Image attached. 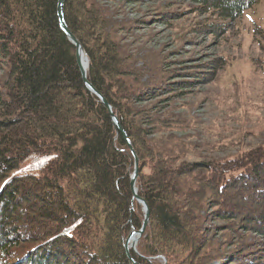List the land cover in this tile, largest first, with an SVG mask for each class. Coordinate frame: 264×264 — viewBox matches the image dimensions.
<instances>
[{
    "label": "trees",
    "instance_id": "trees-1",
    "mask_svg": "<svg viewBox=\"0 0 264 264\" xmlns=\"http://www.w3.org/2000/svg\"><path fill=\"white\" fill-rule=\"evenodd\" d=\"M58 1L0 0V264H134L125 243L144 220L131 188L134 155L108 106L82 79ZM189 1L207 16L195 31L222 37L260 0ZM64 16L88 57L89 81L139 158L138 194L150 221L134 259L264 264V147L174 166L135 105L155 95L144 93V71L123 53L105 9L98 0H64ZM31 159L38 173L13 174ZM212 217L235 235L224 242L229 252L203 225ZM250 234L261 239L249 241Z\"/></svg>",
    "mask_w": 264,
    "mask_h": 264
},
{
    "label": "rangeland",
    "instance_id": "rangeland-1",
    "mask_svg": "<svg viewBox=\"0 0 264 264\" xmlns=\"http://www.w3.org/2000/svg\"><path fill=\"white\" fill-rule=\"evenodd\" d=\"M98 2L123 53L144 71L142 82L149 85L143 91L155 97L135 105L145 110L152 142L173 156L174 166L224 160L264 147V0L222 37L195 31L207 16L189 0ZM220 60L222 66L214 69ZM4 75L1 67L0 83ZM38 161L27 160L13 174L38 173ZM203 225L214 243L232 250L224 244L235 236L228 237L227 221L212 217ZM256 237L261 239L256 234L248 239ZM137 245L131 249L138 250Z\"/></svg>",
    "mask_w": 264,
    "mask_h": 264
},
{
    "label": "water",
    "instance_id": "water-1",
    "mask_svg": "<svg viewBox=\"0 0 264 264\" xmlns=\"http://www.w3.org/2000/svg\"><path fill=\"white\" fill-rule=\"evenodd\" d=\"M58 16H59V21H60V26L61 29L64 31V33L67 35L69 41L74 45L75 47V53H76V58H77V62L78 65L80 67L81 70V74H82V79L85 83V85L87 86L88 90L92 93H94L95 95H97L101 101L106 104L110 110L111 113V117L113 119L114 122V126L117 132L121 133L123 135V137L125 138V140L127 141L128 146L130 147V150L132 152V154L134 155V161H135V167H134V172L131 176V188H132V192H133V198L134 200H136L139 204H141L142 208H143V212H144V220H143V224L140 230H132L128 236V238L126 239V243H125V247H126V252L128 254V257L130 258V260L134 263V264H139L133 257L131 250L135 251L137 253V250L131 249V247L129 246V241L131 239V237L135 234H137L139 236V238L145 233L146 228L149 224L150 221V207L147 203V201L142 198L139 194H138V188H137V180H138V176H139V158L130 142V139L128 138V135L125 131V129L122 127V125L120 124L118 117L114 114V112L112 111V107L109 104V102L106 100V98L92 85V83L89 81L88 79V74H87V70L84 69V67L82 66V62H81V57L83 54L86 55L84 47L82 45V43L78 40V38L72 33V31L70 30V28L68 27L66 21H65V16H64V0H59L58 1ZM87 56V55H86ZM88 60V57H87ZM88 67H89V61H88Z\"/></svg>",
    "mask_w": 264,
    "mask_h": 264
},
{
    "label": "bare ground",
    "instance_id": "bare-ground-1",
    "mask_svg": "<svg viewBox=\"0 0 264 264\" xmlns=\"http://www.w3.org/2000/svg\"><path fill=\"white\" fill-rule=\"evenodd\" d=\"M81 62H82V66L84 67V69L88 70V60H87V56L85 54L82 55ZM138 240H139V236L137 234L133 235L129 241V246L135 247V245H137Z\"/></svg>",
    "mask_w": 264,
    "mask_h": 264
}]
</instances>
